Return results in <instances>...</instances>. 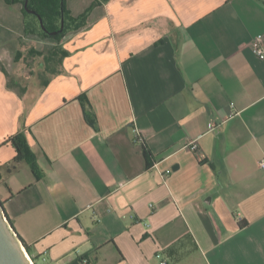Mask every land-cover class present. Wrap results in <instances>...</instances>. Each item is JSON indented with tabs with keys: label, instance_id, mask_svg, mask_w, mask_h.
<instances>
[{
	"label": "crops",
	"instance_id": "0c3cea01",
	"mask_svg": "<svg viewBox=\"0 0 264 264\" xmlns=\"http://www.w3.org/2000/svg\"><path fill=\"white\" fill-rule=\"evenodd\" d=\"M22 36L0 0V39ZM257 38L264 0H109L48 86L0 70V199L34 264H264ZM20 132L37 173L6 143Z\"/></svg>",
	"mask_w": 264,
	"mask_h": 264
},
{
	"label": "trees",
	"instance_id": "16d2710c",
	"mask_svg": "<svg viewBox=\"0 0 264 264\" xmlns=\"http://www.w3.org/2000/svg\"><path fill=\"white\" fill-rule=\"evenodd\" d=\"M4 1L9 5H23L24 31L26 37H33L37 40H51L54 42V46L45 52L38 51L36 49L30 50L31 57L34 59H41L39 66L42 69V72L37 74L34 71H30L26 77L25 84H21L17 81L7 83L8 89L19 88L20 92L24 94L27 90L28 83L36 74L44 87L49 85L52 78L62 74L61 67L63 61L69 56V52L61 46L64 38L69 33L75 32L86 25L88 15L96 5L108 2L109 0H97L93 6L80 17L72 16L67 6V0H29V8L42 17L46 30L43 29L37 15L28 13L25 10V0ZM63 19L65 21L63 32H60L57 35H51V32L60 30ZM1 71L7 76L5 68H2ZM80 99H83V97ZM6 143H11L15 148L17 152V156L15 158L16 162L26 161L35 173L38 172L36 155L31 150L24 133L20 132L10 137ZM143 152L146 158L147 167H152L154 163L153 155L146 144H143ZM247 225L248 223L244 222L241 224V227L244 228ZM25 247L28 249L26 245Z\"/></svg>",
	"mask_w": 264,
	"mask_h": 264
},
{
	"label": "rangeland",
	"instance_id": "374dc122",
	"mask_svg": "<svg viewBox=\"0 0 264 264\" xmlns=\"http://www.w3.org/2000/svg\"><path fill=\"white\" fill-rule=\"evenodd\" d=\"M54 46L51 40H37L33 37L22 36L11 42L4 43L0 39V70L7 71V83L17 81L25 84L30 71L38 72L41 59L30 55L31 49L45 52ZM18 58V59H17ZM2 96V94L0 93Z\"/></svg>",
	"mask_w": 264,
	"mask_h": 264
},
{
	"label": "water",
	"instance_id": "95a60500",
	"mask_svg": "<svg viewBox=\"0 0 264 264\" xmlns=\"http://www.w3.org/2000/svg\"><path fill=\"white\" fill-rule=\"evenodd\" d=\"M25 10L28 13L38 16L41 25L46 30L42 17L29 8V0H25ZM65 26L64 19L59 31L51 32L57 35L63 32ZM0 264H32L30 257L26 253L25 243L19 236L12 223L8 219L4 204L0 199Z\"/></svg>",
	"mask_w": 264,
	"mask_h": 264
},
{
	"label": "built area",
	"instance_id": "2783aa9c",
	"mask_svg": "<svg viewBox=\"0 0 264 264\" xmlns=\"http://www.w3.org/2000/svg\"><path fill=\"white\" fill-rule=\"evenodd\" d=\"M252 48L254 53L261 59H264V39L263 38H257L256 40H254L253 44H252ZM188 147L190 148V150L192 151H196L198 149V145L197 142L193 141L190 142ZM260 167L262 170H264V159L260 162ZM170 173V172H168ZM31 260V258H30ZM32 264H34V262L31 260ZM162 264H167L166 262H163Z\"/></svg>",
	"mask_w": 264,
	"mask_h": 264
}]
</instances>
